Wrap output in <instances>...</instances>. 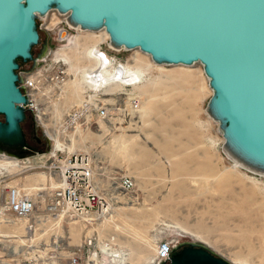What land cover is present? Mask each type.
<instances>
[{"label": "rangeland", "instance_id": "1", "mask_svg": "<svg viewBox=\"0 0 264 264\" xmlns=\"http://www.w3.org/2000/svg\"><path fill=\"white\" fill-rule=\"evenodd\" d=\"M52 13L53 29L64 17L58 11ZM42 22L37 19L40 41L48 42L46 58L53 59L58 52L56 56L62 58L69 74L61 97L57 91L59 97L54 100L58 117L63 118L65 110L78 106L83 99L80 74L92 63L88 58L92 48L100 47L108 55L127 62V66L139 68L144 80L139 88H115L113 94L103 97L112 99L115 108L127 107L125 114L113 111L106 120L96 114L83 117L76 128L62 132L60 138L68 148L65 155L83 152L91 156L98 190L111 206L106 214L109 221L101 218L90 225L66 216L58 226L39 228L30 238L48 248H55L54 243L63 244L65 252L81 248L87 237H94L102 250L113 240L114 246L123 247L124 253L132 251L133 264L145 262L147 240L154 244L174 242L173 253L180 252L175 249L182 244H195L208 248L229 264H264V175L239 168L226 153L220 123L208 109L213 92L203 66L159 65L141 51L116 49L110 38L80 28L73 27L77 31L60 40L64 25L49 31L40 28ZM41 49L42 44L35 46L34 56ZM19 64L24 66L21 59ZM74 75L77 79L72 85ZM132 95L141 102L137 112L127 104ZM22 127L27 142L33 144L38 137L40 146L32 150L0 144L2 155L31 161L24 170L0 167V174H12L14 184L35 192L34 188L42 189L50 180L38 155H45V161L55 142L47 138L30 112ZM124 176L135 182L129 193L120 185ZM128 195L137 199L135 204L127 202ZM23 223H19L16 242L19 257L6 254L1 259L8 264L33 260L28 254L31 251L23 247L27 235ZM44 234L47 236L42 237ZM93 253L96 258L99 248ZM90 257L91 254L84 259L85 264H92ZM105 258L103 255L100 261L109 264ZM112 264H122V259L114 257Z\"/></svg>", "mask_w": 264, "mask_h": 264}, {"label": "water", "instance_id": "2", "mask_svg": "<svg viewBox=\"0 0 264 264\" xmlns=\"http://www.w3.org/2000/svg\"><path fill=\"white\" fill-rule=\"evenodd\" d=\"M51 11L82 30H105L112 45L140 50L156 64H201L225 146L264 170V0H0V144L27 148L18 61L33 67L40 44L37 58L46 55L37 19ZM179 249L161 264H229L204 246Z\"/></svg>", "mask_w": 264, "mask_h": 264}, {"label": "built area", "instance_id": "3", "mask_svg": "<svg viewBox=\"0 0 264 264\" xmlns=\"http://www.w3.org/2000/svg\"><path fill=\"white\" fill-rule=\"evenodd\" d=\"M52 12L38 17L40 21H43L40 28L51 31L59 25H64L60 29V40L68 37L71 32L77 31L68 22V14L59 12L64 18L52 29L50 27L54 14ZM80 30L82 31L81 28ZM98 50L97 59H104V69L111 72L110 76L106 77L107 83H101L98 89L92 88V85L86 82L85 76L81 73L80 78L84 88L83 99L78 106L65 110L63 118L58 117L54 100L63 92L69 74L62 65V58L56 56L58 52L54 53L53 59H47L46 55L42 58L35 56L33 67L32 65L27 67V64H23L24 66H20L17 71L19 87L27 98L24 107L27 112L33 114L37 124L44 129L47 138L51 141L55 142L54 135L58 136L59 140L62 132L76 128L83 117L88 118L96 114L101 119L106 120L114 113L113 111L125 114L128 111L127 107L115 108L116 104L111 102L112 99H104L103 97L113 94L115 88L134 90L143 84V72H138L134 67L129 68L127 62L108 55L100 47ZM86 76L88 79L94 78L92 72ZM128 101L130 110L133 112L140 110L141 102L137 96L128 97ZM65 149L66 147L54 148L45 161H43L45 155H38L50 178L49 185L41 190L33 192L18 183L14 184L11 181L12 174H0L1 264H8L1 260L6 254L19 257L16 242L19 238L20 222H24V229L27 234L24 236L26 243L23 247L27 252L30 250L31 252L28 254L31 253L33 256L32 262L27 264H85L84 259L89 254H91L89 262L95 264L96 260L103 256L100 249L101 245L96 242L94 237L85 238L81 248H77L73 252H65L66 249L63 244L54 243L55 248H48V245L39 244L34 238H30L32 234L35 235L34 232L39 228L58 226L59 223L55 217L78 218L93 225L97 221L96 218L107 212L108 201L98 190L91 156L83 152L65 155ZM1 157H9V155L5 156L0 153ZM15 159L23 165L31 164L29 158ZM120 185L123 191L129 193L134 189L135 182L131 177L124 176L120 180ZM93 215L94 217H92ZM89 217H91L90 220H88ZM173 247L174 242L168 240L158 242L154 264L169 262L172 258ZM96 248H99L100 253H96L98 256L95 258L93 252Z\"/></svg>", "mask_w": 264, "mask_h": 264}, {"label": "bare ground", "instance_id": "4", "mask_svg": "<svg viewBox=\"0 0 264 264\" xmlns=\"http://www.w3.org/2000/svg\"><path fill=\"white\" fill-rule=\"evenodd\" d=\"M70 25L72 27H74V28H80L78 26H73L71 23H70ZM84 31H86V30H84ZM89 33L96 34L95 31H89ZM98 33L99 34H102V36H105V37H107L109 39V35L107 34V32L105 30L98 31ZM112 46H114V45H112ZM114 47L116 49H118V47H116V46H114ZM134 51L135 52H140V50H134ZM98 53H99V50L97 48H92V49L88 50V58H89V60L93 64L91 63L90 65H88L87 67H85L83 69V72H82V75L85 76L86 82L90 83L93 87H96V88H98V86H101V83L106 84L107 83V78L106 77L110 76V73H111V72H109L108 69H104V67H105V60L104 59H101V58L100 59L99 58L97 59ZM144 56L149 57L151 59V57L149 55H147V54H144ZM128 67L130 68V67H133V66H130L129 65ZM175 67L181 68V67H192V66L175 65ZM134 68H136V67H134ZM136 69L138 70V72H141L139 68H136ZM91 72H92V75L94 76V78L92 77V78H89L88 79L86 75L87 74H91ZM76 79H77L76 75H74L73 77H71V84L72 85H75ZM54 137L56 139L55 140V148L56 149L58 147L59 148L66 147L65 146V143H62L60 141V139L58 140V136L54 135ZM225 151L228 154V156L234 161V164L236 166H238L239 168H243L245 170L247 169V170L252 171V172H254V173L258 174V175H264V170L259 169V168H255V167L247 164L243 160L239 159L237 156H235L234 154H232L230 152V150L227 148V146H225ZM1 158L2 159H5V160L2 161L0 159V167L18 168L20 170H24V169H28L29 168V166L19 165L20 163H18L17 159H15L13 157H1ZM11 158L14 159V160H12ZM42 180H43V182H45L43 177H42ZM49 182H50V180H49ZM49 182H47L48 183L47 185H49ZM34 190H41V189L40 188H34ZM126 200H127V202L129 204L132 203V205H133V204H135V201L137 199H135L132 195H128L126 197ZM110 207L107 208V212L105 214H103L99 218H96V220H99L101 218H105V222H108L109 221V218H108V216H106V214L110 211ZM92 217H94V215ZM64 218H65V216L64 217H57L56 220L58 221V223H61L62 221H64ZM90 218L91 217H89L88 220H90ZM115 227L116 228H119V230H120V227L118 225H116ZM123 231H125V230H123ZM45 235L47 236V234H44V235H42V237L45 236ZM142 240H144V239L142 238ZM146 243L145 244H146V246L148 248V251H147L146 258H145V262L142 263V264H154L155 257H156V252H157L156 244H154V242H152L151 240H147ZM114 245H116L115 242H113V240H111V244L106 245L103 250L101 249L104 257H106L105 259L106 260H109L108 261L109 264H112V259H114V257L115 258H118L120 260L122 259V264H133L132 261H131L132 251L130 250L131 252H129V254L128 253H124L123 247L116 248ZM106 252L109 255L106 254ZM104 263H107V262L100 261V258H98L96 260V262H95V264H104Z\"/></svg>", "mask_w": 264, "mask_h": 264}, {"label": "trees", "instance_id": "5", "mask_svg": "<svg viewBox=\"0 0 264 264\" xmlns=\"http://www.w3.org/2000/svg\"><path fill=\"white\" fill-rule=\"evenodd\" d=\"M34 48V47H33ZM19 62V61H18ZM0 120H4V116L0 115ZM40 139L38 137H35L34 138V141H33V144H30L27 142V139H26V142H27V149H34L35 147H39L40 146Z\"/></svg>", "mask_w": 264, "mask_h": 264}, {"label": "flooded vegetation", "instance_id": "6", "mask_svg": "<svg viewBox=\"0 0 264 264\" xmlns=\"http://www.w3.org/2000/svg\"><path fill=\"white\" fill-rule=\"evenodd\" d=\"M40 142V141H39ZM41 143V142H40ZM12 160H14V159H12ZM176 253L174 252V253H172V256H174Z\"/></svg>", "mask_w": 264, "mask_h": 264}]
</instances>
